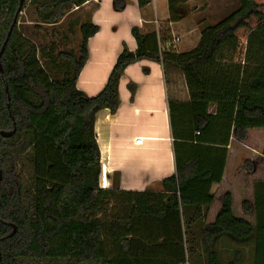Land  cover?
<instances>
[{"label":"trees","instance_id":"trees-1","mask_svg":"<svg viewBox=\"0 0 264 264\" xmlns=\"http://www.w3.org/2000/svg\"><path fill=\"white\" fill-rule=\"evenodd\" d=\"M89 1L0 0V52L17 17L0 71V264H225L221 239L254 240L264 264V0H238L186 54L133 28L138 49L94 98L77 88L99 31L74 18ZM143 60L186 80L190 101L169 103L176 172L158 193L102 190L96 116L117 113L125 70Z\"/></svg>","mask_w":264,"mask_h":264},{"label":"crops","instance_id":"crops-1","mask_svg":"<svg viewBox=\"0 0 264 264\" xmlns=\"http://www.w3.org/2000/svg\"><path fill=\"white\" fill-rule=\"evenodd\" d=\"M117 1L120 8L116 6ZM173 1H177V4L174 3L176 6L171 12ZM173 1L167 0L163 8H158L156 3L155 8L149 6L144 9L140 8L139 0L87 2L82 9L87 11L99 31L87 42L88 60L77 81L78 90L89 98L98 96L124 48L133 53L138 49L132 29L138 28L145 35H157L155 20L162 22L165 36L181 37L176 53L194 51L199 46L202 31L208 27L200 30L201 26L194 24V20L188 16L178 20L176 12L183 9V12H188L185 6L191 1ZM184 20H188L187 25ZM166 41L167 37L162 45L158 41L164 51L169 49ZM131 83L137 85L134 101L128 89ZM119 95L121 104L117 113L111 115L101 111L95 122L101 164L107 165L110 190L162 192L163 180L176 172L169 103L190 101L185 77L174 66L164 67L143 60L127 67L120 81ZM140 138L143 145L138 146L135 142ZM246 148L249 152L254 151ZM236 150L231 149L232 167L239 160ZM243 156L241 154L242 159ZM234 176L233 173L230 182L237 181ZM246 179L245 185L250 188L253 182H250L248 175ZM219 187L215 186L213 192H217Z\"/></svg>","mask_w":264,"mask_h":264},{"label":"rangeland","instance_id":"rangeland-1","mask_svg":"<svg viewBox=\"0 0 264 264\" xmlns=\"http://www.w3.org/2000/svg\"><path fill=\"white\" fill-rule=\"evenodd\" d=\"M167 0H161L157 3L158 8H163L166 5ZM185 7H187L188 12H183L179 10L176 12V18L178 20H183L187 16L190 20H194V24L203 27H212L231 14H233L239 8L238 0H190ZM87 11L80 9L74 14V18H84ZM174 16V18H175ZM23 20L26 21L27 25H31L33 21V16L26 12L22 14ZM20 23H22V21ZM188 20H184L187 25ZM164 35V34H163ZM171 39L172 36H166ZM80 39V37H79ZM215 106L210 108L212 113L215 112ZM27 174V173H26ZM28 175V174H27ZM29 176V175H28ZM236 211V210H235ZM217 251L222 254V262L225 264H255V241L251 240L246 244H241L237 242H229L221 239L217 243ZM25 264H41L38 261H30ZM44 264V263H43Z\"/></svg>","mask_w":264,"mask_h":264},{"label":"built area","instance_id":"built-area-1","mask_svg":"<svg viewBox=\"0 0 264 264\" xmlns=\"http://www.w3.org/2000/svg\"><path fill=\"white\" fill-rule=\"evenodd\" d=\"M157 1L159 0H144V2L146 3V7L152 6L155 8V4L157 3ZM156 27H157V36L159 37V41H160V45L164 44V39H163V33H162V22H159L158 20L154 21ZM181 37H177V36H172L170 40L166 41V44L168 46V50L167 51H176L179 44L181 43ZM161 52H164V50L160 47ZM136 145L141 146L143 145V139H137L136 140ZM107 172H108V168L107 165L105 164H101V174H100V188L102 190H110V182L108 180L107 177Z\"/></svg>","mask_w":264,"mask_h":264},{"label":"water","instance_id":"water-1","mask_svg":"<svg viewBox=\"0 0 264 264\" xmlns=\"http://www.w3.org/2000/svg\"><path fill=\"white\" fill-rule=\"evenodd\" d=\"M20 12H21V8H20V10H19V13H20ZM16 23H17V17H16V19H15V21H14V23H13V25H12L10 31H9V33H8L7 39H6V41H5V43H4L3 47H2V50H1V52H0V71H1V72H2V68H1V58H2V55H3L4 52H5V49H6L7 45H8V43H9V39H10V37H11V34H12V32H13V29H14V26L16 25ZM5 135H7V134H5ZM8 135H10V134H8ZM8 135H7V136H8ZM0 179H1V174H0Z\"/></svg>","mask_w":264,"mask_h":264}]
</instances>
